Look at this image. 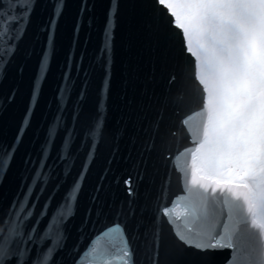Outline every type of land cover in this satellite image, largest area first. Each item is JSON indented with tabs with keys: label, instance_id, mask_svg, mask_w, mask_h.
<instances>
[{
	"label": "water",
	"instance_id": "95a60500",
	"mask_svg": "<svg viewBox=\"0 0 264 264\" xmlns=\"http://www.w3.org/2000/svg\"><path fill=\"white\" fill-rule=\"evenodd\" d=\"M0 5V17L7 13L22 21L9 33L10 41L0 31V45L10 43L14 51L0 61V161H6L0 168V243L7 235L4 221L22 233L4 259L39 264L54 247L47 239L49 225L71 195L66 239L50 264H75L116 222L125 226L137 264H172L165 250L172 225L168 217L160 222L156 216L186 192L183 173L165 159L154 121L162 119L166 150L181 153L176 163L185 165L189 178L188 150L198 144L188 126L180 127L184 110L177 115L163 104L165 92L175 88L168 80L181 54L152 0H0ZM189 58L195 59L188 54L181 62ZM98 112L102 131L96 127ZM181 211L177 207L174 216ZM153 227L165 242L158 255L150 245ZM250 239L246 234V242ZM97 243L108 241L102 237ZM232 254L215 250L213 264H227ZM189 264L203 261L192 258Z\"/></svg>",
	"mask_w": 264,
	"mask_h": 264
},
{
	"label": "snow or ice",
	"instance_id": "6c2138e0",
	"mask_svg": "<svg viewBox=\"0 0 264 264\" xmlns=\"http://www.w3.org/2000/svg\"><path fill=\"white\" fill-rule=\"evenodd\" d=\"M152 2L181 54L168 80L175 88L165 92L163 104L177 115L184 110L180 127L188 126L198 144L188 150L192 158L189 178L185 165L176 163L181 153L171 156L166 150L169 136L161 132L162 119L154 121L165 159H171L173 168L183 173L186 192L171 207L161 206L156 216L160 222L162 216L168 217L172 225L171 243L165 250L173 257L172 264H189L192 258L213 264L214 251L225 248L233 250L227 264H264V0ZM113 7L118 9V4ZM21 22L5 13L0 17V31L10 41L9 33ZM105 36L107 52L111 38L107 29ZM0 48V61L14 55L10 43ZM188 54L195 59L182 63ZM46 66L47 57L40 67L41 77ZM197 118L200 122L194 125ZM96 127L102 131L99 112ZM177 134L171 132L173 137ZM5 164L0 161V168ZM71 202L70 195L65 210L49 225L47 239L54 247L47 249L39 264H50V257L63 247ZM179 206L182 211L174 216ZM221 218L226 222L221 223ZM3 223L7 235L0 243V264H8L4 258L9 245L22 233L9 221ZM246 234L251 238L247 242ZM102 237L108 241L105 246L97 243ZM164 243L161 230L153 227L150 245L157 255ZM75 264H137L125 226L116 222L106 228Z\"/></svg>",
	"mask_w": 264,
	"mask_h": 264
}]
</instances>
